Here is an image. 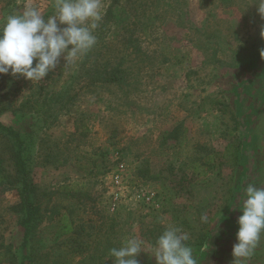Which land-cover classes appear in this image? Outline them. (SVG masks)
Returning <instances> with one entry per match:
<instances>
[{
    "label": "rangeland",
    "instance_id": "1",
    "mask_svg": "<svg viewBox=\"0 0 264 264\" xmlns=\"http://www.w3.org/2000/svg\"><path fill=\"white\" fill-rule=\"evenodd\" d=\"M102 2L97 44L76 66L62 70L61 60L33 84L0 75V124L31 146L42 246L66 241L57 225L67 213L79 233L56 251L61 264H113L109 250L127 236L145 242L139 264H155L152 246L169 225L188 234L198 264H232L244 189L264 187V18L254 0ZM26 3L54 14V0H0V24ZM119 63L123 80H96ZM46 95L61 103L43 119L26 105ZM15 142L0 129L10 175ZM20 201L0 188L6 245L23 240ZM259 246L247 264H264V236Z\"/></svg>",
    "mask_w": 264,
    "mask_h": 264
},
{
    "label": "clouds",
    "instance_id": "2",
    "mask_svg": "<svg viewBox=\"0 0 264 264\" xmlns=\"http://www.w3.org/2000/svg\"><path fill=\"white\" fill-rule=\"evenodd\" d=\"M254 2L264 18V0ZM53 9L54 14L45 19L37 7L26 3L22 12L6 16L0 24V75L41 82L60 67L61 60L62 70L74 67L94 49L104 16L102 0H54ZM260 55L264 58V49ZM243 195L232 264H247L264 236V187L250 183ZM200 219L206 223L208 218L202 214ZM188 240L180 227L169 225L156 238L150 256L155 264H198ZM144 245L142 239L127 236L119 247L109 250V256L113 264H139L137 258L146 253ZM207 249L205 243L201 251Z\"/></svg>",
    "mask_w": 264,
    "mask_h": 264
},
{
    "label": "trees",
    "instance_id": "3",
    "mask_svg": "<svg viewBox=\"0 0 264 264\" xmlns=\"http://www.w3.org/2000/svg\"><path fill=\"white\" fill-rule=\"evenodd\" d=\"M50 15H48L49 17ZM121 63L117 64L115 69L108 75H103L100 79V82L103 83H115L120 82L122 79ZM41 90L46 91L42 88ZM59 97H53L46 95V97L41 101L35 100L30 97L27 100V105L35 104L39 108L33 112L34 114L39 113L43 119L45 117H50L51 106L61 103ZM69 99L63 103V106L66 107L73 98L71 95L68 96ZM24 107V108H26ZM33 110V109H32ZM31 110V111H32ZM0 129L7 132L9 136H12L16 140V147L11 151V158L14 164V174L10 175L7 172H4L5 169L2 166L3 159L0 158V188L3 191L9 189H17L21 198L20 205L17 211H20L21 217L19 218V226L23 229V240L20 244L6 245L3 242V239L0 238V264L4 262H10L12 264H61L62 259L65 258L63 254H57L58 248L66 243V241H76V235H78L79 230L75 225V220L70 219L67 213L61 215L60 223L57 225V234L60 237H68L66 241L60 242L56 247H51L47 250L42 246L41 238L39 237V228L42 222V214L40 212V206L37 203V188L32 178V170L30 168V155H31V146L28 142L16 131L11 128H7L0 124ZM86 132L88 129H84ZM242 151V150H241ZM239 150H237V153ZM241 154L239 159H243ZM67 160L62 164H66ZM206 164H211L206 162ZM149 168L146 166L144 170L141 171V174L147 175ZM206 243V239H205ZM204 243V244H205ZM53 256V257H52ZM88 258V257H87ZM84 259L79 264H85L88 260ZM50 260L47 262V260Z\"/></svg>",
    "mask_w": 264,
    "mask_h": 264
},
{
    "label": "crops",
    "instance_id": "4",
    "mask_svg": "<svg viewBox=\"0 0 264 264\" xmlns=\"http://www.w3.org/2000/svg\"><path fill=\"white\" fill-rule=\"evenodd\" d=\"M223 217H225V216H223ZM223 217H222V218H223ZM259 247H260V246H258V248L256 249L255 255L252 257L253 259H256V258L259 256V254H260V253H259V252H260V251H259ZM260 259H261V258H260ZM262 264H263V263H262Z\"/></svg>",
    "mask_w": 264,
    "mask_h": 264
}]
</instances>
